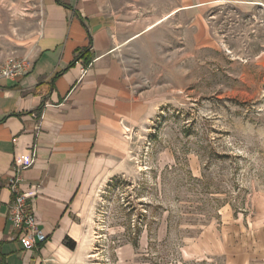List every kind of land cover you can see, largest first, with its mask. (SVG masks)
<instances>
[{
	"label": "rangeland",
	"instance_id": "1",
	"mask_svg": "<svg viewBox=\"0 0 264 264\" xmlns=\"http://www.w3.org/2000/svg\"><path fill=\"white\" fill-rule=\"evenodd\" d=\"M131 3L116 55L147 113L61 264H264V15L220 3L146 31L179 0ZM43 17V0H0V71L29 62Z\"/></svg>",
	"mask_w": 264,
	"mask_h": 264
},
{
	"label": "crops",
	"instance_id": "2",
	"mask_svg": "<svg viewBox=\"0 0 264 264\" xmlns=\"http://www.w3.org/2000/svg\"><path fill=\"white\" fill-rule=\"evenodd\" d=\"M131 1L43 0L42 29L27 71L0 78V264H61L73 258L93 181L119 173L129 156L127 128L147 113L116 55L120 31L129 26L125 20L137 11ZM179 2L181 9L146 31L179 10L220 3L264 15V0ZM80 52L87 53L76 59ZM16 173L47 238L28 251L7 220L12 195L4 185Z\"/></svg>",
	"mask_w": 264,
	"mask_h": 264
},
{
	"label": "built area",
	"instance_id": "3",
	"mask_svg": "<svg viewBox=\"0 0 264 264\" xmlns=\"http://www.w3.org/2000/svg\"><path fill=\"white\" fill-rule=\"evenodd\" d=\"M28 67L29 62L25 59L18 61L11 58L6 67L0 71V78L14 79L23 75ZM20 182L21 177L16 173L10 176L4 185L12 195L11 202L7 206V220L13 237L18 240L23 250L28 251L45 244L47 238L37 224L31 201L20 189Z\"/></svg>",
	"mask_w": 264,
	"mask_h": 264
},
{
	"label": "trees",
	"instance_id": "4",
	"mask_svg": "<svg viewBox=\"0 0 264 264\" xmlns=\"http://www.w3.org/2000/svg\"><path fill=\"white\" fill-rule=\"evenodd\" d=\"M87 52H80V53H78L77 54V56H76V59H82V58H84V56H85V54H86ZM168 230H170V225H169V222L167 223V231ZM68 248H70L71 250H73L74 249V243L73 242H71V241H69V240H67L66 241V244H65Z\"/></svg>",
	"mask_w": 264,
	"mask_h": 264
}]
</instances>
